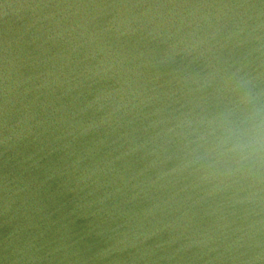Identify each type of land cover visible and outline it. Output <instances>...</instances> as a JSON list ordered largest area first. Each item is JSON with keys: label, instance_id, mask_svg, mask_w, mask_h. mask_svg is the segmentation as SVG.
<instances>
[{"label": "water", "instance_id": "obj_1", "mask_svg": "<svg viewBox=\"0 0 264 264\" xmlns=\"http://www.w3.org/2000/svg\"><path fill=\"white\" fill-rule=\"evenodd\" d=\"M257 126L264 0H0V264H264Z\"/></svg>", "mask_w": 264, "mask_h": 264}, {"label": "clouds", "instance_id": "obj_2", "mask_svg": "<svg viewBox=\"0 0 264 264\" xmlns=\"http://www.w3.org/2000/svg\"><path fill=\"white\" fill-rule=\"evenodd\" d=\"M238 150L243 153H258L264 151V131L259 126L254 127L247 141L238 146ZM245 158L242 156V159Z\"/></svg>", "mask_w": 264, "mask_h": 264}]
</instances>
